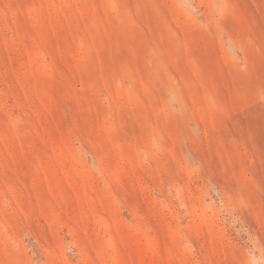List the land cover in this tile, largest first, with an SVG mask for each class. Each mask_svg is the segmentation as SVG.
Listing matches in <instances>:
<instances>
[{
	"label": "rangeland",
	"instance_id": "374dc122",
	"mask_svg": "<svg viewBox=\"0 0 264 264\" xmlns=\"http://www.w3.org/2000/svg\"><path fill=\"white\" fill-rule=\"evenodd\" d=\"M0 264H264V0H0Z\"/></svg>",
	"mask_w": 264,
	"mask_h": 264
}]
</instances>
